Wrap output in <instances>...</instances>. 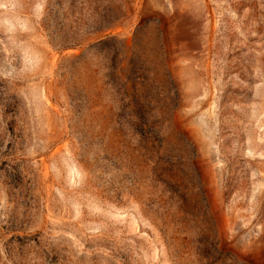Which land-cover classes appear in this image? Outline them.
Instances as JSON below:
<instances>
[{"label": "rangeland", "instance_id": "1", "mask_svg": "<svg viewBox=\"0 0 264 264\" xmlns=\"http://www.w3.org/2000/svg\"><path fill=\"white\" fill-rule=\"evenodd\" d=\"M0 264H264V0H0Z\"/></svg>", "mask_w": 264, "mask_h": 264}]
</instances>
